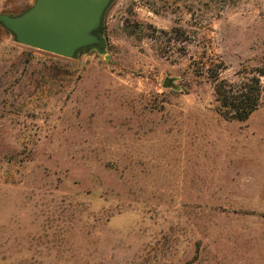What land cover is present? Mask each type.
Returning <instances> with one entry per match:
<instances>
[{
  "label": "rangeland",
  "instance_id": "obj_1",
  "mask_svg": "<svg viewBox=\"0 0 264 264\" xmlns=\"http://www.w3.org/2000/svg\"><path fill=\"white\" fill-rule=\"evenodd\" d=\"M100 36L0 24V264H264V106L213 90L264 68V0H111Z\"/></svg>",
  "mask_w": 264,
  "mask_h": 264
},
{
  "label": "water",
  "instance_id": "obj_2",
  "mask_svg": "<svg viewBox=\"0 0 264 264\" xmlns=\"http://www.w3.org/2000/svg\"><path fill=\"white\" fill-rule=\"evenodd\" d=\"M110 2L33 0L20 13L0 12V24L19 43L73 57L83 48L102 47L101 23Z\"/></svg>",
  "mask_w": 264,
  "mask_h": 264
},
{
  "label": "trees",
  "instance_id": "obj_3",
  "mask_svg": "<svg viewBox=\"0 0 264 264\" xmlns=\"http://www.w3.org/2000/svg\"><path fill=\"white\" fill-rule=\"evenodd\" d=\"M213 90L224 118L244 120L264 106V68L253 75L241 74L236 80L216 75Z\"/></svg>",
  "mask_w": 264,
  "mask_h": 264
}]
</instances>
